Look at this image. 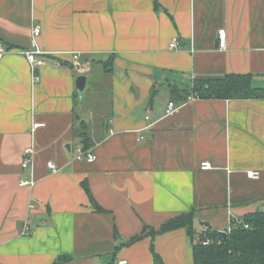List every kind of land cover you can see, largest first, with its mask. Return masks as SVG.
<instances>
[{
    "label": "crops",
    "instance_id": "obj_1",
    "mask_svg": "<svg viewBox=\"0 0 264 264\" xmlns=\"http://www.w3.org/2000/svg\"><path fill=\"white\" fill-rule=\"evenodd\" d=\"M34 24L54 57L35 86L21 54ZM0 43V264H153L152 242L165 264H194L185 228L125 243L184 213L197 240L264 212V99L178 103L172 93L228 74L264 88V0H0ZM84 145L93 163L75 159ZM31 177L35 187L21 185Z\"/></svg>",
    "mask_w": 264,
    "mask_h": 264
},
{
    "label": "trees",
    "instance_id": "obj_2",
    "mask_svg": "<svg viewBox=\"0 0 264 264\" xmlns=\"http://www.w3.org/2000/svg\"><path fill=\"white\" fill-rule=\"evenodd\" d=\"M157 5L156 3V7ZM113 59L114 56H111L104 63L106 72L112 71ZM172 93L174 100L178 103H184L192 96L196 99L219 100L264 99V88L254 85L252 74H228L210 79L199 78L194 80L191 89L180 90L176 87ZM89 148L90 145L82 147L84 151H88ZM83 187L95 210L105 212L93 199L88 185L83 183ZM233 224V230L229 234L207 229L196 240L194 212H189L168 220L159 230L150 229L148 234L146 232L149 228L145 227L142 235L132 238L125 245L130 246L148 235L154 239L158 235L185 228L193 241L194 264H264V212L248 214L243 219H234ZM245 225L248 228H245ZM151 253L153 264H165L155 251L153 242Z\"/></svg>",
    "mask_w": 264,
    "mask_h": 264
},
{
    "label": "built area",
    "instance_id": "obj_3",
    "mask_svg": "<svg viewBox=\"0 0 264 264\" xmlns=\"http://www.w3.org/2000/svg\"><path fill=\"white\" fill-rule=\"evenodd\" d=\"M42 32V27L41 25L38 24H34V26L32 27V45L31 48L29 50L23 51L21 52L22 55H24L26 57V59L28 60L30 66H31V73H32V84L35 86L39 81H40V76L38 74V69L40 67H44L47 64H49L51 61H54V57L51 53L45 52L43 51L38 44V38L41 35ZM219 35V47L222 50H225L227 48V35H226V30L225 29H221L218 33ZM170 47L172 49H176L179 47V40L177 38H174ZM9 52V50L0 43V60H2V58ZM75 60L79 59V56H74ZM55 66H60V64L54 63ZM197 100L195 97H189L188 101H195ZM180 109V105H177L175 102H170L168 105V109L166 111L167 115H173L175 113H177ZM40 127H42V125L40 123H34L33 125V129L32 132L34 133L37 129H39ZM37 151L35 146H31L29 148H27L24 151V155H23V160H22V168L24 170H30L32 172L33 169V165L35 162V157H36ZM75 159L77 161L80 162H87V163H93L96 160V155L93 151H84L82 148H79L77 150ZM48 168L52 171V173L56 174L59 172V168L56 165V163H54L53 161H50L48 163ZM201 168L203 170H209L211 169V164L209 162H205L202 163ZM248 176L252 179H257L259 178L260 174L258 172H254V171H249ZM21 185L24 187H35L36 185V181L33 177H31V179H23L21 181ZM34 206H30V209H33ZM234 224L233 222L228 226V228L226 230H224L222 233L224 234H229L231 233V231L233 230ZM245 228H248L247 225H245ZM25 234H28L27 228L25 229ZM209 243V241L207 242ZM118 264H126L125 261L119 262Z\"/></svg>",
    "mask_w": 264,
    "mask_h": 264
},
{
    "label": "water",
    "instance_id": "obj_4",
    "mask_svg": "<svg viewBox=\"0 0 264 264\" xmlns=\"http://www.w3.org/2000/svg\"><path fill=\"white\" fill-rule=\"evenodd\" d=\"M87 82H88V77L85 75L79 76L77 78L76 85H77V88H78L80 94L84 93L86 86H87Z\"/></svg>",
    "mask_w": 264,
    "mask_h": 264
}]
</instances>
